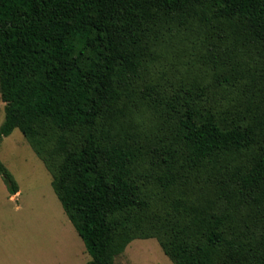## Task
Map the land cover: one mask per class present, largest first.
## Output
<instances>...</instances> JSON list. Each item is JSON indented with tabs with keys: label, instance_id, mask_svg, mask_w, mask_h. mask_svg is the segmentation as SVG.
<instances>
[{
	"label": "trees",
	"instance_id": "obj_1",
	"mask_svg": "<svg viewBox=\"0 0 264 264\" xmlns=\"http://www.w3.org/2000/svg\"><path fill=\"white\" fill-rule=\"evenodd\" d=\"M0 98L86 264H264V0H0Z\"/></svg>",
	"mask_w": 264,
	"mask_h": 264
},
{
	"label": "rangeland",
	"instance_id": "obj_2",
	"mask_svg": "<svg viewBox=\"0 0 264 264\" xmlns=\"http://www.w3.org/2000/svg\"><path fill=\"white\" fill-rule=\"evenodd\" d=\"M4 103L0 98V125ZM0 162L18 186L11 196L0 175V264H86L90 256L51 187V176L17 130L3 138ZM115 264H172L154 239L133 240Z\"/></svg>",
	"mask_w": 264,
	"mask_h": 264
}]
</instances>
